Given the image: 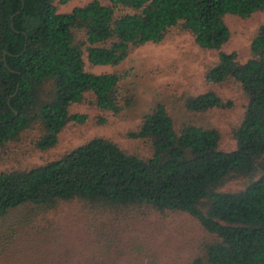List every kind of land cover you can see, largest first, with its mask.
Returning a JSON list of instances; mask_svg holds the SVG:
<instances>
[{
	"label": "trees",
	"instance_id": "trees-1",
	"mask_svg": "<svg viewBox=\"0 0 264 264\" xmlns=\"http://www.w3.org/2000/svg\"><path fill=\"white\" fill-rule=\"evenodd\" d=\"M71 1L0 0V161L25 141L53 150L68 124L87 121L71 114L86 95L103 112L123 113L130 99L120 85L129 73L94 74L86 61L91 68L119 67L137 48L161 44L175 29L201 49L219 52L207 83L234 80L248 98L234 131L237 148L221 151L216 129L190 123L176 129L158 104L129 134L149 145V158L97 138L43 166L3 172L0 218L21 207L41 215L75 201L93 211L180 213L212 238L192 264H264V24L246 63L222 52L231 38L226 17L249 19L264 11V0H108V6L94 0L60 14L58 4ZM183 106L196 115L232 103L210 91L187 97ZM236 180L249 184L238 193L221 192Z\"/></svg>",
	"mask_w": 264,
	"mask_h": 264
},
{
	"label": "rangeland",
	"instance_id": "rangeland-1",
	"mask_svg": "<svg viewBox=\"0 0 264 264\" xmlns=\"http://www.w3.org/2000/svg\"><path fill=\"white\" fill-rule=\"evenodd\" d=\"M92 1L58 4V12L70 13ZM97 1L109 5L108 0ZM226 24L231 38L222 52L235 53L244 64L251 58L253 37L264 24V11L249 19L227 16ZM218 60L219 52L201 49L190 34L175 29L161 44L137 48L119 67L91 68L86 61L87 70L94 74L129 73L120 88L130 105L114 116L98 109L93 96L86 95L82 104L71 108L72 115L87 116L84 124H68L57 146L48 152L37 150L31 141L13 146L9 158L0 161V174L43 166L97 138L147 159L151 156L149 145L129 134L138 131L143 116L158 104L166 107L176 129L187 123L216 129L221 135L219 149L236 150L234 131L245 115L248 98L234 80L207 83L206 72ZM210 91L232 106L196 115L184 109L187 97ZM248 184L247 180H236L221 192L238 193ZM29 211L21 207L0 218V264H192L201 245L212 239L197 220L180 213L93 211L78 201L63 203L41 215L30 216ZM24 218L26 223L19 225Z\"/></svg>",
	"mask_w": 264,
	"mask_h": 264
},
{
	"label": "water",
	"instance_id": "water-1",
	"mask_svg": "<svg viewBox=\"0 0 264 264\" xmlns=\"http://www.w3.org/2000/svg\"><path fill=\"white\" fill-rule=\"evenodd\" d=\"M23 7H24V5H23ZM23 7L21 8L20 11H18V12L16 13V15H18V14L23 10ZM14 16H15V15H14ZM14 16H13L12 18H14ZM12 28H13V26H12ZM18 89H19V87H17L16 93H17ZM16 93H15V95H16ZM15 114H16V113H15Z\"/></svg>",
	"mask_w": 264,
	"mask_h": 264
}]
</instances>
